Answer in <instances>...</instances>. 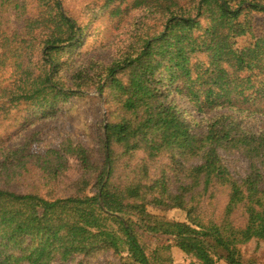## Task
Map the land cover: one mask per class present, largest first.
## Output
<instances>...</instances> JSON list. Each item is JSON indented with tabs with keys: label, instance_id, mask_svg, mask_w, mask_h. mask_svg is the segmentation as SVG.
<instances>
[{
	"label": "trees",
	"instance_id": "obj_1",
	"mask_svg": "<svg viewBox=\"0 0 264 264\" xmlns=\"http://www.w3.org/2000/svg\"><path fill=\"white\" fill-rule=\"evenodd\" d=\"M67 5L0 0V264H84L104 253L115 264H173L172 246L189 264H244L241 247L264 246V131L219 114L196 133L172 95L200 114H264V0H90L85 18ZM103 14L118 30L111 59L74 60L89 32L106 45L92 29ZM89 92L108 109L95 148L66 138L33 153V135L15 144L29 117H53ZM220 152L239 153L248 174L235 180ZM70 158L80 176L59 191ZM28 179L38 185L13 189Z\"/></svg>",
	"mask_w": 264,
	"mask_h": 264
},
{
	"label": "rangeland",
	"instance_id": "obj_2",
	"mask_svg": "<svg viewBox=\"0 0 264 264\" xmlns=\"http://www.w3.org/2000/svg\"><path fill=\"white\" fill-rule=\"evenodd\" d=\"M90 0H67L69 10L75 13L77 16L82 15V7ZM85 18L84 16H81ZM92 29H97L102 33L103 41L107 40L105 46L100 47L95 41L100 38H92L93 33H88L89 36L84 38V43L80 50H76L73 53L74 60H88L94 58L101 62H108L111 59L112 52L114 50L113 43L116 41V34L118 30H113L111 19L107 14H103L98 18L92 26ZM125 29L122 31L124 32ZM92 32V30H91ZM92 45V46H91ZM80 52V55L78 54ZM79 55V56H78ZM173 102L179 111L181 118L190 125V128L196 133H202L207 124L212 118L217 117L219 114H228L233 117L236 122H239L241 128L249 132L264 131V114H241L240 112L231 110H221L218 112H211L208 114H200L194 110L192 104L179 95H172ZM29 117V120L21 129V135L15 139V144H21L24 141L25 136H35V142L31 147L33 153H41L47 149H58L60 143L68 138L73 143H79L86 148L92 149L96 146L97 134L101 133L102 125L107 122L108 109L104 105V100L97 98L96 93H86L85 97L73 99L70 103L65 105L55 116L47 117L36 115ZM220 158L224 166L228 169L230 175L235 180H242L249 171V162L242 157L239 153H225L220 152ZM69 171H67L63 177H61L60 185L58 184V190L62 191L66 189L71 182H75L79 176L80 171L77 162L74 159H68ZM162 166L154 167L150 171L152 178H157L161 173ZM168 175V174H167ZM124 174L117 170L115 174V180L121 181ZM35 179H28L22 183L19 187L15 184L14 190L18 192H24L31 190V186H37ZM67 192V190L65 191ZM42 193V192H41ZM43 194V193H42ZM217 197L214 200L213 207L220 211L222 210L226 202L225 190L216 191ZM148 212L155 215H163L169 220L184 222L185 213L179 209H170L162 212L152 207L147 208ZM235 221L239 222V217L235 215ZM151 244H157L154 239H147ZM159 243L161 240L158 241ZM241 253L244 258V264H264V246L257 240L250 241L247 245L241 247ZM170 256L172 257L173 264H189L188 259L180 250L175 247H171ZM115 257L110 253L97 254L90 257L89 260H85L84 264H115ZM80 260V257H76L75 260L68 264H76ZM218 264H225L220 261Z\"/></svg>",
	"mask_w": 264,
	"mask_h": 264
}]
</instances>
